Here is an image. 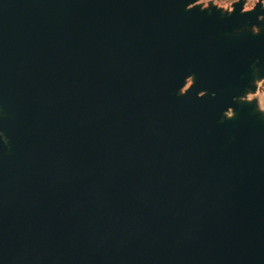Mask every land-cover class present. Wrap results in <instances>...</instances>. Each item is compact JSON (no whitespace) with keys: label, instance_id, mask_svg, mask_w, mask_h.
<instances>
[{"label":"water","instance_id":"water-1","mask_svg":"<svg viewBox=\"0 0 264 264\" xmlns=\"http://www.w3.org/2000/svg\"><path fill=\"white\" fill-rule=\"evenodd\" d=\"M196 3L0 0V264H264L263 0Z\"/></svg>","mask_w":264,"mask_h":264},{"label":"rangeland","instance_id":"rangeland-1","mask_svg":"<svg viewBox=\"0 0 264 264\" xmlns=\"http://www.w3.org/2000/svg\"><path fill=\"white\" fill-rule=\"evenodd\" d=\"M238 0H197V5H201L203 8H207L211 5L217 6L218 8L222 9L223 11H231L232 10V4L237 2ZM259 0H245V7L244 10H250L254 7V5ZM264 5V0H263ZM255 32H258V30H254ZM191 84L189 81L187 84V87ZM186 87V88H187ZM257 90L255 93H248L245 98L242 100L245 101H256L257 108L259 111H261L264 114V79L261 81L256 82ZM231 116V114H229Z\"/></svg>","mask_w":264,"mask_h":264}]
</instances>
